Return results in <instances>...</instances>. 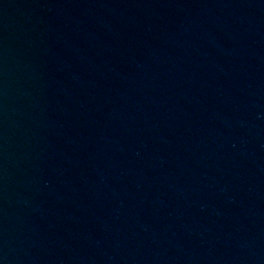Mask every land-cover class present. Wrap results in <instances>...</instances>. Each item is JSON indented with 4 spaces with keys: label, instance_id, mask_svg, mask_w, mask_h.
<instances>
[{
    "label": "water",
    "instance_id": "95a60500",
    "mask_svg": "<svg viewBox=\"0 0 264 264\" xmlns=\"http://www.w3.org/2000/svg\"><path fill=\"white\" fill-rule=\"evenodd\" d=\"M0 264H264V0H0Z\"/></svg>",
    "mask_w": 264,
    "mask_h": 264
}]
</instances>
